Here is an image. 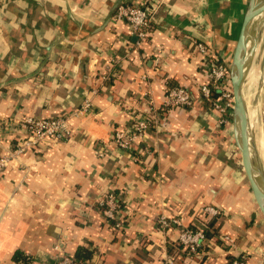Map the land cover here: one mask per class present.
I'll return each mask as SVG.
<instances>
[{"label":"crops","instance_id":"1","mask_svg":"<svg viewBox=\"0 0 264 264\" xmlns=\"http://www.w3.org/2000/svg\"><path fill=\"white\" fill-rule=\"evenodd\" d=\"M152 0H0V120L70 115L69 141L49 142L13 160L0 177V264L16 252L32 264L90 253L82 264H264L260 211L231 129L201 98L203 42L229 65L249 0H159L145 41L113 17L122 3ZM249 82V83H248ZM186 88L190 108L172 109L133 152L115 131L135 115L161 117L167 90ZM253 138L264 171V31L245 84ZM24 136L0 135V155ZM116 194L124 227L112 229L100 207ZM221 210L206 261H176L182 227ZM211 220V219H210ZM225 237H229L227 241ZM205 256V255H204Z\"/></svg>","mask_w":264,"mask_h":264},{"label":"built area","instance_id":"2","mask_svg":"<svg viewBox=\"0 0 264 264\" xmlns=\"http://www.w3.org/2000/svg\"><path fill=\"white\" fill-rule=\"evenodd\" d=\"M160 7L161 2L159 0L136 4L123 3L118 7L113 20L117 22L125 21L129 25L132 34L140 42H143L148 37L149 29ZM196 48L203 56L204 62L205 82L199 88L201 98L209 102L212 108L218 112L220 126L231 129L234 95L230 80V65L224 60H219L203 42L197 43ZM213 92L218 94L217 98H213ZM165 98L162 108L163 113L159 115L161 117L135 115L128 126L115 131L112 141L117 148L126 152H133L136 145L144 140L150 129L166 128L165 119L172 109L190 108L194 105L191 93L183 87H174L167 90ZM90 107V103L86 101L70 115L51 119L25 117L20 121L10 118L0 120V135L8 136L10 132H17L24 136L4 155H0V177L13 160L18 159L30 149H39V147L46 146L49 142L71 140L73 132L69 120L73 116H86L91 109ZM100 207L104 208L103 215L112 229L120 230L124 227L123 209L118 204L114 192H109L102 197ZM200 215L203 220H199L197 223L206 228L207 220L221 216V210L214 206H206L202 208ZM158 222L160 226L166 229H171L173 226L182 227L178 244L184 248L183 250H187L188 255L197 253L206 243L202 228L192 230L184 227L178 219H167L165 217H161ZM225 239L230 240L229 237H225ZM53 264H74V260L73 257L61 255ZM229 264H246V261L245 258L241 260L234 259Z\"/></svg>","mask_w":264,"mask_h":264},{"label":"water","instance_id":"3","mask_svg":"<svg viewBox=\"0 0 264 264\" xmlns=\"http://www.w3.org/2000/svg\"><path fill=\"white\" fill-rule=\"evenodd\" d=\"M123 3L120 2L117 7ZM264 31V0H249L230 64L234 95L233 137L255 201L264 215V171L249 123L245 84Z\"/></svg>","mask_w":264,"mask_h":264},{"label":"trees","instance_id":"4","mask_svg":"<svg viewBox=\"0 0 264 264\" xmlns=\"http://www.w3.org/2000/svg\"><path fill=\"white\" fill-rule=\"evenodd\" d=\"M151 28H152V26H151ZM150 29H149V31H150ZM217 97H218V94L216 92H213V98H217ZM219 217H215V218H212L211 220H207V227L206 228H203V227H201L200 225L197 224V225L193 226L190 229L197 230V229L202 228L206 241L209 240V239H212L215 236V234H216V229L214 228V226H215V222L214 221H215V219H217ZM174 247H175V249L172 251V253L174 254V258L176 259V261L178 259H182V258H180L178 252L184 251L183 254H184L185 260L187 259V261H189V260H195L196 259L200 263H204L206 261V257H207L206 255L208 254V251H209V247L207 246V248H206V246L203 245V247L200 248L197 251V253H192V254L188 255L187 250H183L184 248L181 245H177L175 243V244H173L172 248H174ZM90 256H91L90 253H88V252H86L84 250H81L76 255V257L73 258L74 264H82ZM234 259L235 260H241L242 257H237V258H234ZM13 261H14L15 264H32L34 259H33L32 256L26 255V254L18 251V252L15 253Z\"/></svg>","mask_w":264,"mask_h":264},{"label":"bare ground","instance_id":"5","mask_svg":"<svg viewBox=\"0 0 264 264\" xmlns=\"http://www.w3.org/2000/svg\"><path fill=\"white\" fill-rule=\"evenodd\" d=\"M249 75V74H248ZM249 83V82H248Z\"/></svg>","mask_w":264,"mask_h":264}]
</instances>
